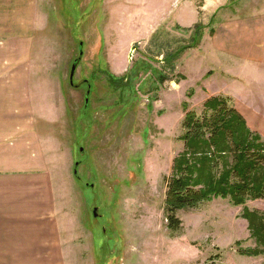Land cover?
<instances>
[{
  "label": "rangeland",
  "instance_id": "1",
  "mask_svg": "<svg viewBox=\"0 0 264 264\" xmlns=\"http://www.w3.org/2000/svg\"><path fill=\"white\" fill-rule=\"evenodd\" d=\"M39 1L65 37L49 65L65 80L67 147H43L63 264H264L239 251L256 247L242 211L264 199L179 210L177 232L164 214L188 111L225 98L264 147V0Z\"/></svg>",
  "mask_w": 264,
  "mask_h": 264
},
{
  "label": "crops",
  "instance_id": "2",
  "mask_svg": "<svg viewBox=\"0 0 264 264\" xmlns=\"http://www.w3.org/2000/svg\"><path fill=\"white\" fill-rule=\"evenodd\" d=\"M39 5V0H0V264L65 259L43 167L49 163L43 147H67L65 80L49 65L58 38L65 37L57 24L44 25ZM241 38L230 35L229 52L236 54Z\"/></svg>",
  "mask_w": 264,
  "mask_h": 264
},
{
  "label": "trees",
  "instance_id": "3",
  "mask_svg": "<svg viewBox=\"0 0 264 264\" xmlns=\"http://www.w3.org/2000/svg\"><path fill=\"white\" fill-rule=\"evenodd\" d=\"M108 76L111 86L121 80ZM204 110L200 119L188 111L183 121L185 147L173 160L164 204L170 232L180 229L179 210L198 208L215 198H228L234 205L264 199V147L256 143L258 136L250 132L236 109L227 106L225 98H209ZM241 216L256 247L239 251L264 255V212L244 207Z\"/></svg>",
  "mask_w": 264,
  "mask_h": 264
},
{
  "label": "water",
  "instance_id": "4",
  "mask_svg": "<svg viewBox=\"0 0 264 264\" xmlns=\"http://www.w3.org/2000/svg\"><path fill=\"white\" fill-rule=\"evenodd\" d=\"M80 59H81V52H80V55L72 63L71 68H70L69 81H70L71 84L73 83L74 72L76 70L77 64L79 63ZM76 165H77V163H76ZM74 173L75 174L77 173L76 172V169L74 170ZM92 216L95 217V218L98 216L97 207H94L93 208V210H92Z\"/></svg>",
  "mask_w": 264,
  "mask_h": 264
}]
</instances>
